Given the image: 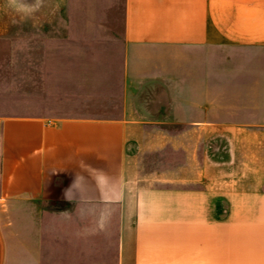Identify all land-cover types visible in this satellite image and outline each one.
I'll return each instance as SVG.
<instances>
[{"label":"crops","instance_id":"obj_1","mask_svg":"<svg viewBox=\"0 0 264 264\" xmlns=\"http://www.w3.org/2000/svg\"><path fill=\"white\" fill-rule=\"evenodd\" d=\"M17 19L0 0V40L13 41L7 34ZM124 45V96L131 77L181 78L165 81L156 112L144 97L134 104L125 97L118 116L0 112V264H61L66 216L74 220L70 262L86 264L94 207L104 210L101 221L109 207L120 209L121 264H264V115L212 114L233 108L226 93L252 89L205 79L221 69L222 49L264 50V0H125ZM28 92L24 84L23 101ZM243 100L237 107L252 108ZM259 104L264 108V100ZM216 137L226 140L224 159L209 150ZM130 145L138 148L132 154ZM170 147L181 152L176 168L163 179L136 180L137 156ZM74 176L85 185L79 209L64 197ZM61 200L75 211L51 212ZM50 221L52 230L45 228Z\"/></svg>","mask_w":264,"mask_h":264},{"label":"rangeland","instance_id":"obj_2","mask_svg":"<svg viewBox=\"0 0 264 264\" xmlns=\"http://www.w3.org/2000/svg\"><path fill=\"white\" fill-rule=\"evenodd\" d=\"M124 13L125 0H44L40 10L30 18L17 19L7 34L13 41L0 40V112L118 116L123 111L125 97L127 104H134L136 97H144L152 107L151 111L156 112L160 104L156 97L159 91H164L165 81L176 85L180 84L181 78L173 76L166 79L163 75L155 78L144 74L136 76L135 82L131 77L128 93L124 96ZM220 59L221 69L214 73L206 72V83L237 88L246 85L252 91L246 94L226 93L224 96L234 102L233 108H218L210 110L211 113L238 115L239 112L252 111L253 116L264 115V108L259 104L264 100V50L241 47L222 49ZM24 84L29 89L26 96L32 98V102L30 99L29 102L23 101ZM245 96L253 101L252 108L237 107L243 106L241 101ZM175 111L179 110H173L174 117ZM169 127L173 132L180 129L174 124ZM208 144L215 157H226L224 137L210 138ZM137 149L136 145H130V154ZM180 160L179 148L146 150L133 161L136 180L163 179L161 175L171 167L176 168ZM151 174L158 177H151ZM48 208L51 212L65 215L75 211V206L64 200ZM130 211L125 216L127 230L132 227ZM100 213L104 210L94 207L92 255L87 257L86 264H121L116 252L121 225L120 209L109 207L107 221L99 220ZM100 222L104 225L103 233L97 231L101 229ZM46 224L45 228L52 230L53 222ZM71 224L74 220H69L68 216L62 218L61 264H72L70 261L74 258L68 244ZM46 239L51 240L52 237ZM51 258V252H47L46 259L52 261Z\"/></svg>","mask_w":264,"mask_h":264},{"label":"clouds","instance_id":"obj_3","mask_svg":"<svg viewBox=\"0 0 264 264\" xmlns=\"http://www.w3.org/2000/svg\"><path fill=\"white\" fill-rule=\"evenodd\" d=\"M6 7L14 12L21 19L30 18L43 6L44 0H5ZM14 23L17 21L14 20ZM84 181L80 176H74L72 183L64 191V197L66 200L75 203L76 207L79 208L80 204L83 203L81 199V190L84 188ZM72 196H69V193ZM68 210H64L67 212ZM99 226L103 228V222L99 223Z\"/></svg>","mask_w":264,"mask_h":264}]
</instances>
